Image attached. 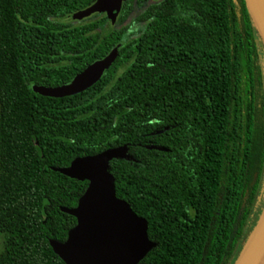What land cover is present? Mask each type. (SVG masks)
<instances>
[{
    "label": "trees",
    "instance_id": "16d2710c",
    "mask_svg": "<svg viewBox=\"0 0 264 264\" xmlns=\"http://www.w3.org/2000/svg\"><path fill=\"white\" fill-rule=\"evenodd\" d=\"M95 2L0 0V264H64L49 241L88 182L53 168L125 145L117 197L156 244L140 264H237L264 213V47L245 1L127 0L115 25L68 22ZM118 45L87 91H33Z\"/></svg>",
    "mask_w": 264,
    "mask_h": 264
},
{
    "label": "water",
    "instance_id": "95a60500",
    "mask_svg": "<svg viewBox=\"0 0 264 264\" xmlns=\"http://www.w3.org/2000/svg\"><path fill=\"white\" fill-rule=\"evenodd\" d=\"M127 0H96V2L68 18L69 23H80L95 14H105L115 25ZM258 36L264 47V0H244ZM122 45L98 60L74 79L58 87L33 85V91L48 98L79 95L101 81L105 72L116 62ZM154 148V147H153ZM128 147L105 150L99 154L78 157L68 167L53 168L70 179L88 182L85 193L75 208H61L74 217L77 224L64 242L50 240L54 253L64 264H140L156 247L148 234V222L139 217L124 200L117 197L115 178L110 172L113 160H132ZM264 219V213L237 264H240L252 245ZM251 264H264V249Z\"/></svg>",
    "mask_w": 264,
    "mask_h": 264
},
{
    "label": "bare ground",
    "instance_id": "6f19581e",
    "mask_svg": "<svg viewBox=\"0 0 264 264\" xmlns=\"http://www.w3.org/2000/svg\"><path fill=\"white\" fill-rule=\"evenodd\" d=\"M263 249H264V219H263L261 227H260L252 245L248 249L246 255L243 257L240 264H251L252 261L261 253V251Z\"/></svg>",
    "mask_w": 264,
    "mask_h": 264
},
{
    "label": "rangeland",
    "instance_id": "374dc122",
    "mask_svg": "<svg viewBox=\"0 0 264 264\" xmlns=\"http://www.w3.org/2000/svg\"><path fill=\"white\" fill-rule=\"evenodd\" d=\"M2 241H3V237L0 236V252H1V250H2Z\"/></svg>",
    "mask_w": 264,
    "mask_h": 264
}]
</instances>
